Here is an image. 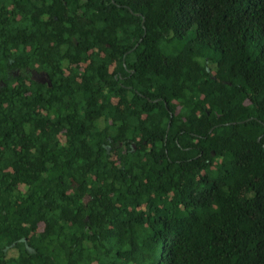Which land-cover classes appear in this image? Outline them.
I'll list each match as a JSON object with an SVG mask.
<instances>
[{
    "label": "trees",
    "instance_id": "obj_1",
    "mask_svg": "<svg viewBox=\"0 0 264 264\" xmlns=\"http://www.w3.org/2000/svg\"><path fill=\"white\" fill-rule=\"evenodd\" d=\"M0 81V264H264V0H0Z\"/></svg>",
    "mask_w": 264,
    "mask_h": 264
},
{
    "label": "flooded vegetation",
    "instance_id": "obj_2",
    "mask_svg": "<svg viewBox=\"0 0 264 264\" xmlns=\"http://www.w3.org/2000/svg\"><path fill=\"white\" fill-rule=\"evenodd\" d=\"M26 74L36 81H39L42 83L47 81L46 74L44 72H36L34 70L27 68ZM1 85H3V83L0 81V86Z\"/></svg>",
    "mask_w": 264,
    "mask_h": 264
},
{
    "label": "rangeland",
    "instance_id": "obj_3",
    "mask_svg": "<svg viewBox=\"0 0 264 264\" xmlns=\"http://www.w3.org/2000/svg\"><path fill=\"white\" fill-rule=\"evenodd\" d=\"M235 193L238 195V196H242L243 195V188L242 187H239L235 190Z\"/></svg>",
    "mask_w": 264,
    "mask_h": 264
},
{
    "label": "water",
    "instance_id": "obj_4",
    "mask_svg": "<svg viewBox=\"0 0 264 264\" xmlns=\"http://www.w3.org/2000/svg\"><path fill=\"white\" fill-rule=\"evenodd\" d=\"M42 83V82H41ZM44 83V82H43ZM168 126H169V124H168ZM211 131V130H210ZM257 141H259V139H257ZM263 148H264V145H263Z\"/></svg>",
    "mask_w": 264,
    "mask_h": 264
}]
</instances>
